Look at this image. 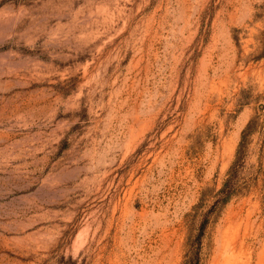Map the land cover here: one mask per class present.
<instances>
[{
    "label": "rangeland",
    "instance_id": "374dc122",
    "mask_svg": "<svg viewBox=\"0 0 264 264\" xmlns=\"http://www.w3.org/2000/svg\"><path fill=\"white\" fill-rule=\"evenodd\" d=\"M237 259L264 264V0H0V264Z\"/></svg>",
    "mask_w": 264,
    "mask_h": 264
},
{
    "label": "trees",
    "instance_id": "16d2710c",
    "mask_svg": "<svg viewBox=\"0 0 264 264\" xmlns=\"http://www.w3.org/2000/svg\"><path fill=\"white\" fill-rule=\"evenodd\" d=\"M250 128V123L249 125L246 127V129L242 132V136H241V142L239 144V147H238V150H237V159H235V162L233 163V166L231 167V170L229 171V175L231 176L232 175V172H233V169H234V166L240 161V157H239V153L241 151V148L245 142V139H246V136L248 135V130ZM228 182V181H227ZM224 191V189L222 190ZM228 193L224 195L223 199L220 201L221 204H225V202L228 200Z\"/></svg>",
    "mask_w": 264,
    "mask_h": 264
},
{
    "label": "bare ground",
    "instance_id": "6f19581e",
    "mask_svg": "<svg viewBox=\"0 0 264 264\" xmlns=\"http://www.w3.org/2000/svg\"><path fill=\"white\" fill-rule=\"evenodd\" d=\"M241 221H242V218H241ZM241 221H240V223L237 222V223H238V225L236 224V225H237V229H238L239 226H241V225H240V224H241ZM248 223H249V221H248ZM249 224H250V223H249ZM242 225H243V223H242ZM247 226H248V225L246 224V225H245V228H244L246 231L248 230V229H247ZM248 227H249V226H248ZM239 229H240V228H239ZM239 231H240V230H239ZM237 232H238V230H237ZM243 232H244V231H243ZM243 232H242V233H243ZM245 233H246V232H245ZM238 235H239V234H238ZM235 256H236V255H235ZM226 264H230V262H229L228 260H226ZM237 264H238V259H237Z\"/></svg>",
    "mask_w": 264,
    "mask_h": 264
}]
</instances>
